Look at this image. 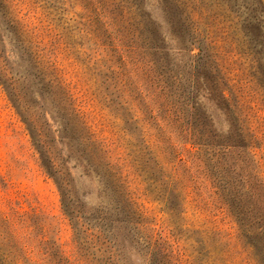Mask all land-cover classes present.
Listing matches in <instances>:
<instances>
[{"label": "rangeland", "instance_id": "obj_1", "mask_svg": "<svg viewBox=\"0 0 264 264\" xmlns=\"http://www.w3.org/2000/svg\"><path fill=\"white\" fill-rule=\"evenodd\" d=\"M5 1L0 264H264L251 241L264 226V0ZM170 5L205 45L208 88ZM69 103L65 125L98 147L113 189L57 131Z\"/></svg>", "mask_w": 264, "mask_h": 264}, {"label": "trees", "instance_id": "obj_2", "mask_svg": "<svg viewBox=\"0 0 264 264\" xmlns=\"http://www.w3.org/2000/svg\"><path fill=\"white\" fill-rule=\"evenodd\" d=\"M6 5H8L7 1L0 0V9H4ZM169 8H170V13L168 14L169 17H167L166 19L168 23L171 25L174 33L182 39L184 46L191 53V57H193L197 62L195 69L203 68L207 72L205 74L200 73L199 78L203 81L204 83L203 86H206L208 88V85L214 80V76L210 73L211 71L208 68V53L205 48V45L203 42L197 41L196 37L193 35L192 31L189 28V24L186 22V19L184 18V14L178 9V7H174L173 5H170ZM193 63L194 60L192 61V64ZM52 92H56V90L54 89L52 90ZM225 99L226 97L223 95V100ZM69 108L71 111L68 108H64L65 110L63 113L64 115H62V118L60 120L57 119L55 120V122L58 123V125H60L59 126L60 128L59 129L57 128V131L61 132V128L64 127L63 130L69 136L70 141L76 143L78 147L82 149L84 155L82 162L85 166L86 172L85 173L81 172V173H83L84 176L87 175L88 172H90V174H95L97 179L102 181L106 187L113 189L114 188L113 184L106 177L107 174L109 176H113V172L110 171L109 165L104 163L98 147L93 146L91 149H89L87 144L85 143V140L88 139L91 141L90 137L83 135L82 132L79 135L80 129L75 127V125L74 128H72L71 126L69 127V123H66L65 125L64 122L68 116H75L77 114L76 112L77 109L75 107H72L71 104ZM47 124H51L49 118L47 119ZM42 142L44 141L42 140ZM234 146H241V145H234ZM101 165L104 167L103 169L105 171L100 167ZM74 167L76 169L79 168L78 166H74ZM42 168L44 169V171L47 173L48 176L54 178L59 188L62 190V193H65L63 192V188L66 189V193L69 192L70 181H69V177H67L65 174L66 169L60 167L57 161L54 160L53 156L45 152L43 149H42ZM236 210H237L236 212L239 215L241 211H239V205L237 204H236ZM260 228H262V232L254 233V235L251 236V241L258 248L259 254L262 255V259L264 262V226Z\"/></svg>", "mask_w": 264, "mask_h": 264}]
</instances>
